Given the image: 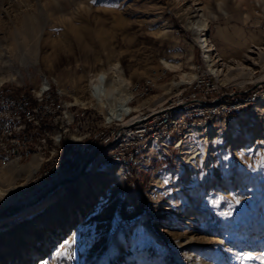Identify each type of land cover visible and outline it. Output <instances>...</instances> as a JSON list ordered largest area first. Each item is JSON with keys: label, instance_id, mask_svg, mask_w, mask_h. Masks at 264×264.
I'll use <instances>...</instances> for the list:
<instances>
[{"label": "rangeland", "instance_id": "374dc122", "mask_svg": "<svg viewBox=\"0 0 264 264\" xmlns=\"http://www.w3.org/2000/svg\"><path fill=\"white\" fill-rule=\"evenodd\" d=\"M247 1L259 6L258 0ZM241 2L224 0L219 8L217 0H0V49L11 52L13 60L0 79L16 77L0 90L20 94L47 79L78 108L97 107L107 114L99 104L77 101L88 103L92 76L118 63L131 84L147 78L157 82L152 95L134 104L136 110L153 107L180 83L182 73L191 72L190 58L195 72L209 70L199 35L211 41L216 60L231 67L223 83L237 89L263 84L264 57L252 51L264 48V19L231 18L247 11ZM203 18L208 28L197 36L190 23ZM163 62L180 63L182 70H164ZM239 65L251 70L241 71ZM93 113V123L84 129L101 124V116ZM248 119L247 141L236 152L223 147L213 156L220 142L186 138L172 157L155 153L131 170L132 177L125 180L123 173L122 186L106 187L73 227L46 226L43 234L36 225L27 239L17 238L8 248L7 235L45 211L0 224V264H20L15 251L25 253V264H264V113ZM60 150L64 153V146ZM38 188L30 182L15 194L45 195L42 201L59 189ZM20 209L0 204V219L18 216ZM65 242L71 244L68 257L57 256Z\"/></svg>", "mask_w": 264, "mask_h": 264}, {"label": "built area", "instance_id": "2783aa9c", "mask_svg": "<svg viewBox=\"0 0 264 264\" xmlns=\"http://www.w3.org/2000/svg\"><path fill=\"white\" fill-rule=\"evenodd\" d=\"M196 73L195 80L180 84L160 105L139 110L134 104L152 95L157 82L151 78L136 82L129 88L127 104L115 102L114 95L107 98L108 110L110 104L114 107L112 114L92 106L78 108L65 90L49 80L20 94L0 90V167L29 164L40 155V167L31 181L37 190L70 183L91 165L119 167L126 180L145 158L155 153L172 157L170 152L181 150L191 127L240 117L264 93V83L237 89L210 70ZM99 92L103 85L96 88ZM93 111L101 116V124L95 129L87 124L84 129L85 123H93Z\"/></svg>", "mask_w": 264, "mask_h": 264}, {"label": "bare ground", "instance_id": "6f19581e", "mask_svg": "<svg viewBox=\"0 0 264 264\" xmlns=\"http://www.w3.org/2000/svg\"><path fill=\"white\" fill-rule=\"evenodd\" d=\"M240 1H242L241 6H245L247 11H237L235 13V16H232L231 18L241 16L242 21L245 23H248L249 21H255L256 23H259L260 20L264 19V0L263 2H261V0H258L259 6H252V4H250L247 0ZM223 2L224 0H222V3H218L217 0L219 8L223 7ZM217 18L218 17H215V19ZM206 21L207 20L203 18V20H198L196 22L190 23L195 35L198 36L200 32L208 28V23ZM24 33L26 32L24 31ZM18 35L21 36L19 32ZM197 40L199 42V45L203 49V53L205 55L209 70L217 76L224 77L223 79L226 81L228 75H224L223 73L226 69L230 70L231 67L216 60L215 49L211 41H209L207 37L199 35L197 37ZM252 54L264 57V48L258 47L257 49H255V51H252ZM11 57L12 53L5 51L4 48L1 47L0 71L5 70L6 68L11 69V65L13 64V60H11ZM191 59L192 58H190L189 63L191 72L182 73L180 75V83H175L176 85H174V87L169 88L168 91L170 94H172L180 84L192 82L197 78V74L194 71L195 67L191 62ZM162 64L164 70H172L175 72H181L182 70V65L180 63L170 64L167 62H163ZM239 70L245 71L251 69H248L247 67L245 68L244 65H239ZM6 80L15 81L16 77H3L2 79H0V87ZM263 81L264 78L260 80V82ZM102 85L103 92H99V94L95 93L96 88H101ZM131 85L132 84L129 81L123 78L119 64L115 63L109 67L108 71L98 72L97 74L92 76L88 85L90 92L88 103H83L80 101H77V103H81L80 105L82 106H86L88 104H99L103 107V109L107 110V112L110 111L112 114L114 107L112 106V104H110V110H108L109 106L107 103V98L110 95H114L115 102L117 101L124 105L127 104L131 100V93L129 91ZM256 106L253 107L247 114H243L242 117L240 116L241 118L239 119L227 118L222 120L221 125L218 127L215 125L204 126L205 124L195 125L191 127L187 132L186 138H194L195 135H199L206 141L211 139L216 142H220L218 143V146L213 149V156H216L219 152H222L223 147L228 148L229 146H232L233 151L236 152L237 149L247 141L244 137V134L248 132L245 130V124L249 122L248 118H257L258 116H261L262 113H264V93L262 94L261 99ZM240 130H243L244 133L241 134ZM255 131H257L256 126H254L253 132ZM229 140H231L233 144L231 143V145H229V143L227 142ZM181 155L184 157L186 153L183 152ZM39 156L40 155H35L33 160L27 166L12 163L8 165L9 167L5 166L7 167L5 170H0V204L8 205L10 203H14L17 204L19 208H21L20 215L15 217L11 216L8 219H0V224L5 222L14 224L17 222L20 216L35 213L38 214L41 210L45 211V213L40 214V216L38 214L35 221L22 225L20 231H17L13 234H8L6 239L7 241L5 242V245L8 248H11L13 245H15V241L17 240V238L27 239L28 234L32 232L33 227L36 225H38V232L43 234V229L46 226L48 228L53 227L54 225H57L59 227H73L74 224L80 220L81 216L84 213V210L87 208L91 200L102 194L105 191L106 187H109L111 184H115V188H120L122 186L121 178L124 172L121 169L117 170L110 167H103L100 169L95 165H91L74 182H67L63 185H56L53 187L51 186L49 189H43L44 191H47L53 189L54 187L59 188L55 191L47 192L48 196L42 201L41 199H43L45 195L26 196L24 194V191H22L23 193L21 192L15 194V192L20 188L28 186L32 181L33 176L38 172L42 161V157ZM210 160L209 163H211ZM22 177L24 183L19 184L18 180ZM14 253L17 256L19 263L25 264V253L21 252L20 254H18L16 251Z\"/></svg>", "mask_w": 264, "mask_h": 264}, {"label": "snow or ice", "instance_id": "6c2138e0", "mask_svg": "<svg viewBox=\"0 0 264 264\" xmlns=\"http://www.w3.org/2000/svg\"><path fill=\"white\" fill-rule=\"evenodd\" d=\"M165 182H167V181H165ZM66 243V248H65V250L64 251H58L57 253H56V255L57 256H65V257H68V251H67V248H70L71 247V244L69 243V242H65ZM70 258V257H69ZM246 259H251V257L250 256H247V257H245Z\"/></svg>", "mask_w": 264, "mask_h": 264}, {"label": "water", "instance_id": "95a60500", "mask_svg": "<svg viewBox=\"0 0 264 264\" xmlns=\"http://www.w3.org/2000/svg\"><path fill=\"white\" fill-rule=\"evenodd\" d=\"M84 173V171L81 173V174H83ZM81 174H78L77 176H75V177H73L72 179H70L69 180V182H74L75 180H77L80 176H81ZM60 185V184H59ZM58 186V185H57ZM57 187H54L53 189H56Z\"/></svg>", "mask_w": 264, "mask_h": 264}, {"label": "trees", "instance_id": "16d2710c", "mask_svg": "<svg viewBox=\"0 0 264 264\" xmlns=\"http://www.w3.org/2000/svg\"><path fill=\"white\" fill-rule=\"evenodd\" d=\"M4 91V90H3Z\"/></svg>", "mask_w": 264, "mask_h": 264}]
</instances>
